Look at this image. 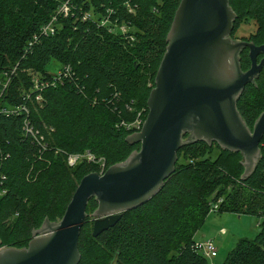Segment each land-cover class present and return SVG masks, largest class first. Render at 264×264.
<instances>
[{
	"label": "trees",
	"instance_id": "16d2710c",
	"mask_svg": "<svg viewBox=\"0 0 264 264\" xmlns=\"http://www.w3.org/2000/svg\"><path fill=\"white\" fill-rule=\"evenodd\" d=\"M63 1L0 0V105L25 104L29 109L19 116L0 114V173L7 177L0 188V220L14 216L23 231L21 237L27 235L23 242L8 245L16 248L27 247L33 231L46 218L58 221L52 216L55 209H62L63 217L82 178L98 171L91 163L69 166L65 153L85 149L106 157L113 153L108 157L110 167L140 149V143L127 141L136 129L127 130L117 124L134 121L143 109L142 117L147 118L148 99L181 2L70 0L73 9L64 16L59 13ZM127 3L135 8L133 12ZM230 4L238 15L232 37L242 20H253L257 31L248 40L264 42V0H230ZM109 11L113 22L131 26L134 41L117 29L111 31L107 25H100ZM87 13L90 18L84 19ZM55 15L57 31L43 34V26ZM241 56L245 71L251 65L248 49ZM52 60L70 65L75 75L64 85L42 91L44 101L40 103L33 90L32 73L49 76ZM256 81L247 85L238 102L252 129L264 110V70ZM133 100L137 102L134 112L129 110ZM26 117L49 143L44 154L32 138L23 136ZM213 144L223 150L216 142ZM213 144L200 141L182 147L176 170L162 189L146 203L124 212L113 227L97 236L93 234L91 215L99 202L91 198L89 216L79 238L78 264H210L193 247L195 231L210 214L203 194L197 197L193 185L192 177L202 169L212 171L209 174L217 180L215 185L233 184L219 212L260 218L256 236L241 238L223 264H264V137L260 144L262 158L248 178H242L245 167L240 152L223 150L237 154L234 169L212 160L205 150L197 153L195 163L181 162L186 149L201 145L210 150ZM58 149L63 151L57 153ZM119 150L124 152L122 158L116 154ZM2 189H6L5 194H1ZM0 239L3 243L1 235Z\"/></svg>",
	"mask_w": 264,
	"mask_h": 264
},
{
	"label": "water",
	"instance_id": "95a60500",
	"mask_svg": "<svg viewBox=\"0 0 264 264\" xmlns=\"http://www.w3.org/2000/svg\"><path fill=\"white\" fill-rule=\"evenodd\" d=\"M237 13L230 0H181L167 35V50L148 99L149 112L140 131L127 137L140 143L125 161L85 175L64 216L46 218L27 247H1L0 264H78L79 238L91 198L93 234L113 227L123 213L152 199L176 170L179 150L192 142L217 143L240 152L250 177L262 157L264 111L253 129L238 102L246 85L260 75L264 44L232 37ZM250 48L251 67L242 68ZM190 136L186 139V135Z\"/></svg>",
	"mask_w": 264,
	"mask_h": 264
},
{
	"label": "rangeland",
	"instance_id": "374dc122",
	"mask_svg": "<svg viewBox=\"0 0 264 264\" xmlns=\"http://www.w3.org/2000/svg\"><path fill=\"white\" fill-rule=\"evenodd\" d=\"M68 0H64L62 2V6L67 2ZM70 2V0H69ZM71 3V2H70ZM72 5V4H71ZM69 6V3L66 5ZM72 7V6H71ZM73 9V7H72ZM64 14V13H63ZM87 15L90 18V13H87ZM65 16V14H64ZM88 18V19H89ZM239 27L237 29V32L235 34V38L239 40H245L250 38L252 33L257 31V25L256 23L251 21H246L245 19L242 20L239 23ZM61 67V64L57 61L52 60L50 64L48 65V70L50 73H56L59 68ZM33 76V75H32ZM134 102L136 105H133ZM131 106H129V110H133L134 112L135 107H137L136 100H133L130 103ZM135 106V107H133ZM4 107L10 109L12 106L5 105ZM142 111L138 113V117L142 116ZM264 111V110H263ZM262 111V112H263ZM261 112V113H262ZM260 113V114H261ZM260 116V115H259ZM137 117V118H138ZM135 118L134 121L128 122V121H122L117 126L124 127L127 130H130L129 125L134 124L137 120ZM133 129V128H131ZM187 139V138H186ZM261 148V147H260ZM205 150V153L211 158L212 160H216L219 163L228 165L229 169L235 168V162L238 159L237 154H230L226 151H223L225 149H220L217 145L212 146L210 150L205 149L203 146H198L194 148L193 150L186 149L184 154L181 156L180 160L181 162L185 164L189 163H195L196 158L198 157L197 153L203 152ZM92 152L96 155L97 160L96 161H89L87 159L81 161L79 164L82 163H91L94 164L98 168V172L103 173L106 169H108V165L110 164L108 157H113V153L108 155V157L105 156V154H96L91 149H85L82 152H72V153H86V152ZM262 153V150H261ZM118 155V158H122L124 156V152L119 150V152L116 153ZM262 158V157H261ZM199 159V158H197ZM125 161V160H124ZM179 161V160H178ZM119 163V162H118ZM79 164L72 166L76 167ZM227 168V172H228ZM212 171L208 172V170H201L197 176L192 177L193 178V185L195 188V195L197 197H200L202 194V198L207 202L208 208H209V215L205 221V223L198 228L194 234V240H202V239H211L216 244V247L218 249L217 256L213 258H208L210 264H223L225 261L228 253L234 249L237 245V242L243 238V237H250L253 238L256 236V234L259 231V221L260 218L258 216L244 213V214H238L232 211H225V212H219V206L220 204L226 200V194L231 192L232 189H234L232 183H224L221 184V182H218L217 185H215L216 181L212 180L210 178V174ZM231 172V171H229ZM210 173V174H209ZM62 209H55L52 213V216L55 217L58 221L62 219ZM189 213V212H188ZM186 213V216L188 215ZM92 216V215H91ZM186 216L184 221L186 220ZM190 219V214L187 220ZM17 218L14 216H9L5 220H0V235L2 236L4 242L1 243V247H12L8 246L13 243L17 242H23L27 235L24 237H21L23 231L18 227V224L16 223ZM186 234V230L184 231ZM201 233L206 234V238H201Z\"/></svg>",
	"mask_w": 264,
	"mask_h": 264
},
{
	"label": "built area",
	"instance_id": "2783aa9c",
	"mask_svg": "<svg viewBox=\"0 0 264 264\" xmlns=\"http://www.w3.org/2000/svg\"><path fill=\"white\" fill-rule=\"evenodd\" d=\"M69 3V6H66ZM127 6L129 7L130 11L133 12L135 10L134 7L130 5V3H127ZM71 12V3L69 0L60 8L59 13H64L65 15H68ZM109 15L104 16L99 22L100 25L108 26L111 31L119 30L121 33H123L126 38H128L130 41H134V36L131 34L130 29L131 26L129 24H120L118 21L113 22L111 19V13L112 11H109ZM89 16L86 14L84 16V19H88ZM56 21L57 16H53V18L46 23L42 28V33L49 35L54 34L57 31L56 27ZM16 69H14L15 71ZM16 72V71H15ZM32 81H33V90L34 93L36 92V99L38 102L42 103L44 100L42 91L46 90L49 87H57L60 85H64L67 79L72 78L75 75L74 70L70 65H61L59 70L56 73H50L49 76H42L39 73L33 72L32 73ZM9 83V80L4 84V90L7 88V85ZM29 97L28 95L26 96ZM24 112H29V109L26 107L25 104H22L21 106H12V108L8 109L2 105H0V114H10V115H21ZM145 119L140 115L134 124H130L129 128H135L136 132L140 131L144 125ZM23 136L24 137H30L32 140L36 143L40 154H44L49 149V143L46 141L45 136L41 133L39 129H37L32 121L26 117L23 121ZM63 150L58 149L57 153L62 152ZM66 154V160L69 166H75L79 164L81 161L87 159L91 161H96V155L90 151L86 153H72L67 152ZM106 171V170H105ZM104 171V172H105ZM103 172V173H104ZM6 175L4 173H0V188L3 187L4 181L6 180ZM6 189H2L1 194H5ZM194 249L200 253H202L207 258H213L217 256L218 249L216 247V244L212 239H202V240H196L194 243Z\"/></svg>",
	"mask_w": 264,
	"mask_h": 264
},
{
	"label": "flooded vegetation",
	"instance_id": "af4514ba",
	"mask_svg": "<svg viewBox=\"0 0 264 264\" xmlns=\"http://www.w3.org/2000/svg\"><path fill=\"white\" fill-rule=\"evenodd\" d=\"M246 41H248V42H250V41H253V42H255L254 40H248V39H245ZM257 45H262V44H264V42H255ZM246 49H248V54L250 53V48L249 47H246L244 50H246ZM243 50V51H244ZM243 53V52H242ZM249 56H250V54H249ZM264 57V54H259V56H258V62L260 63L261 62V59ZM250 67H251V65H250ZM249 67V68H250ZM248 68V69H249ZM247 69V70H248ZM263 70H264V67H263V69L261 70V72H260V75L258 76V77H256V78H254V80H252L251 82H249L248 84H250V83H256L257 81V79H259L261 76H262V73H263ZM246 71V70H245ZM247 84V85H248ZM247 85H246V87H247ZM189 136H190V134H188ZM187 136V135H186ZM188 136V137H189ZM188 137H186V138H188Z\"/></svg>",
	"mask_w": 264,
	"mask_h": 264
},
{
	"label": "crops",
	"instance_id": "0c3cea01",
	"mask_svg": "<svg viewBox=\"0 0 264 264\" xmlns=\"http://www.w3.org/2000/svg\"><path fill=\"white\" fill-rule=\"evenodd\" d=\"M259 229H260V221H259ZM200 236H201V238H206V234H205V233H204V234L201 233ZM211 239H212V238H211Z\"/></svg>",
	"mask_w": 264,
	"mask_h": 264
}]
</instances>
